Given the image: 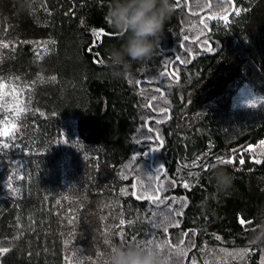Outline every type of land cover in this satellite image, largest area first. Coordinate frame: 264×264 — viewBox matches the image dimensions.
<instances>
[{
    "label": "trees",
    "instance_id": "trees-1",
    "mask_svg": "<svg viewBox=\"0 0 264 264\" xmlns=\"http://www.w3.org/2000/svg\"><path fill=\"white\" fill-rule=\"evenodd\" d=\"M172 2L155 54L116 76L108 53L123 38L105 20L110 0H0V123L25 119L4 97L15 89L37 112L26 126L39 121L46 136L35 131L18 154L0 148V264H109L112 249L137 241H152L143 247L164 264H264V246L250 242L264 233V151H248L264 142V0H232L242 12L213 24L210 51L206 38L190 40L201 15L225 9ZM236 82L261 105L234 109ZM136 153L147 155L137 163ZM161 166L167 220L141 198L144 172ZM219 169L234 177L227 190L213 179Z\"/></svg>",
    "mask_w": 264,
    "mask_h": 264
},
{
    "label": "clouds",
    "instance_id": "clouds-1",
    "mask_svg": "<svg viewBox=\"0 0 264 264\" xmlns=\"http://www.w3.org/2000/svg\"><path fill=\"white\" fill-rule=\"evenodd\" d=\"M175 11L172 0H110L105 20L123 38L119 48L112 47L108 56L114 75L125 70L131 62L150 58L156 52L166 22ZM216 186L227 190L234 177L224 169L214 171ZM251 243L264 246V233L259 228L252 235ZM109 264H164L156 251L143 246H116L108 256ZM168 264V260H167Z\"/></svg>",
    "mask_w": 264,
    "mask_h": 264
},
{
    "label": "snow or ice",
    "instance_id": "snow-or-ice-1",
    "mask_svg": "<svg viewBox=\"0 0 264 264\" xmlns=\"http://www.w3.org/2000/svg\"><path fill=\"white\" fill-rule=\"evenodd\" d=\"M232 0H217V5L218 7L224 8L225 9V13H224V19L225 21L227 20V12H228V6L231 5ZM180 6V0H176V7ZM209 8H211V5H208ZM234 11H236L235 9H233ZM195 27V26H193ZM208 27L207 22L205 21L203 24V28L201 29L199 35L202 36L203 35V29H206ZM185 41L189 40V37L187 35H185L184 37ZM200 43H202L203 45L207 46L209 44L208 39H203L202 41H200ZM208 50L210 51L211 48H208ZM179 59V58H178ZM172 74L169 72H161L160 76H171ZM174 78V77H173ZM153 77H148L147 80L143 81L145 83H150L152 81ZM137 83H141V81H137ZM16 90L13 89V92H15ZM156 92L160 93L161 96L164 95V92L161 90L160 87H157L155 89ZM5 95H7V93H5ZM256 106V101H250L248 104V107H255ZM148 107H153L152 104H149ZM7 111V109H6ZM12 111H14L16 113V116H19L22 112L25 111V107L23 106L22 103L17 102L16 106L13 107ZM4 123V128L2 131H0V136L8 138L11 137L12 139H15V133H16V127H15V123L14 120H5L3 121ZM149 131H151V128L148 129ZM68 142V141H65ZM162 143V142H161ZM262 146H264V142H261ZM10 146H15V145H10L7 140H2L0 141V148L2 149H7ZM245 149H247V146H245ZM250 150V149H248ZM147 153H136L133 155L132 160L135 162H139L138 161V157L141 156H146ZM224 162H228L231 163V159L227 160V161H221V163ZM257 163H259L260 161H256ZM133 171H136L135 168H133ZM144 172V171H143ZM163 172V168L162 166L156 170V172L154 174H148L144 172V176L147 178V180L149 181L148 187L145 188L143 183H141L140 188H141V198L147 199L149 200L153 205H155V207L150 208L149 211L152 213V217L155 218V216L157 215V209H160V215L164 216V218L167 220L168 219V214H175V211L172 207V205L167 203V199L165 200H161L159 193L161 191L164 190V186H163V181L161 180V173ZM13 176H16V173L12 174ZM20 180H23L25 177L23 175H20L17 177ZM126 178V177H125ZM154 181H160L159 184L154 185ZM7 186L9 188V190L15 192L16 189H13L11 187V178H7ZM133 187H136V185H133ZM184 187L188 188L189 184L187 182L184 183ZM176 203L175 200H173V204ZM164 206L163 208L161 206ZM243 223V221H241ZM121 224L124 223L123 220L120 221ZM153 226L158 227L159 225L155 222V220L153 219ZM153 235H155L153 233ZM152 241H148L145 245V247L148 246H152ZM137 246H140V242L137 241L136 242ZM9 249L8 248H2L0 249V252L6 253Z\"/></svg>",
    "mask_w": 264,
    "mask_h": 264
},
{
    "label": "rangeland",
    "instance_id": "rangeland-1",
    "mask_svg": "<svg viewBox=\"0 0 264 264\" xmlns=\"http://www.w3.org/2000/svg\"><path fill=\"white\" fill-rule=\"evenodd\" d=\"M241 12H242L241 7H238L232 18L238 17L241 14ZM231 19H228L225 22H223V25L226 26L231 21ZM3 48H5V46L0 42V50ZM177 61H180V60L178 58H176L173 62H177ZM173 62H172V66H173ZM4 97L6 99H8L11 102L12 107H14L17 104L16 99L20 101L22 98V95L21 94H15L11 90V93H7V95H4ZM227 99L229 100L230 105L234 109L251 108V107H248V104L250 101H253V100L256 101L255 107L261 105V103L263 102V98L251 86H249L246 82H236L229 89ZM27 100H28V98H27ZM30 103H31V100L29 99L27 104H30ZM30 112L32 113V115L37 114V112H35L33 110V108H30L29 111L22 112L25 119L21 118L18 121H14L15 127H16L15 139H12L11 137L5 138V137L0 136V141L7 140V142L10 145H15L14 147L10 146L7 149H3V151L6 152L7 154L8 153H9V155L10 154H18L19 153L18 151L19 150L21 151L20 147H22V145L25 143V141H27L28 143H32L35 141L34 139H35L37 133L39 135L38 136L39 140L46 138L45 133H43V131L40 128L39 121H36V122L33 121V124L31 123V125L26 126V122H27L26 117H31L29 115ZM31 119H33V117H31ZM4 126L5 125L3 122L0 123V131L3 130ZM42 133L44 135H42ZM248 149H250V150H248L249 152L259 154L262 151H264V146H262V144H259L256 147H249ZM20 159L21 158H19L16 162H18ZM1 254H2V252H0V256H1ZM71 264H74V262Z\"/></svg>",
    "mask_w": 264,
    "mask_h": 264
},
{
    "label": "flooded vegetation",
    "instance_id": "flooded-vegetation-1",
    "mask_svg": "<svg viewBox=\"0 0 264 264\" xmlns=\"http://www.w3.org/2000/svg\"><path fill=\"white\" fill-rule=\"evenodd\" d=\"M238 7L235 5V4H232L230 8H228V12H227V20L228 19H231L235 12L233 9H237ZM225 13V12H224ZM224 13L222 15H219V16H214L212 14H209V13H204L203 15H201V23L202 25L204 24V22L207 20L208 21V27L206 28V31L203 32V35L202 36H197L195 39L193 40H190V42H197L200 40L201 37H204V38H208L211 36V34L213 33V24L215 23V25H218L220 24L221 22H225V19L223 18L224 17ZM209 41V40H208ZM207 47L209 48H212V44L211 42L209 41V44L207 45ZM202 51H207L208 49L206 48H201ZM199 56V55H197ZM193 58V57H192Z\"/></svg>",
    "mask_w": 264,
    "mask_h": 264
},
{
    "label": "water",
    "instance_id": "water-1",
    "mask_svg": "<svg viewBox=\"0 0 264 264\" xmlns=\"http://www.w3.org/2000/svg\"><path fill=\"white\" fill-rule=\"evenodd\" d=\"M142 82V81H141ZM140 84V83H139ZM162 114H164V113H162ZM170 118H171V115H170V113H169V116H168V118H167V120L165 121V122H169L170 121ZM161 147L163 148V145L161 144ZM152 155H153V152H152ZM153 159H152V161H151V165H152V163H153ZM165 168H164V173H165ZM187 234H186V238H187ZM196 248V247H195ZM188 260H189V257L187 258V260H186V262H185V264H188Z\"/></svg>",
    "mask_w": 264,
    "mask_h": 264
}]
</instances>
